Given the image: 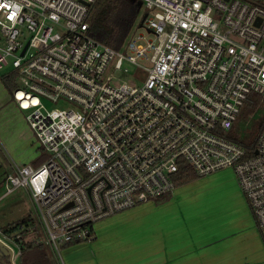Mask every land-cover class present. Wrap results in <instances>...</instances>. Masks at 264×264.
<instances>
[{"label": "built area", "instance_id": "1", "mask_svg": "<svg viewBox=\"0 0 264 264\" xmlns=\"http://www.w3.org/2000/svg\"><path fill=\"white\" fill-rule=\"evenodd\" d=\"M95 1L0 0V70L47 155L12 163L6 188L27 190L39 241L59 263L95 222L173 194L182 166L233 168L264 240V130L252 156L231 138L249 97L264 101V0H136L154 39L121 49L91 35ZM126 63L133 80L113 85Z\"/></svg>", "mask_w": 264, "mask_h": 264}, {"label": "rangeland", "instance_id": "2", "mask_svg": "<svg viewBox=\"0 0 264 264\" xmlns=\"http://www.w3.org/2000/svg\"><path fill=\"white\" fill-rule=\"evenodd\" d=\"M148 13L142 7L136 23L131 30L130 37L144 35L141 40L154 39V35L148 34L147 26H141L145 14ZM0 36H2L0 32ZM29 34L25 32L27 39ZM1 38V37H0ZM144 64L146 62L142 61ZM124 67L129 68L128 73L114 71L108 75L112 76L111 83L120 85L125 81L131 82L137 67L126 63ZM8 70H0V235L8 233L14 235L22 229L15 228L18 224L28 220L35 228L39 227L38 218L34 212L30 197L25 188L19 187L7 193L6 177L12 174V163L19 165H36L46 160V153L40 142L30 128L27 115L28 111L18 108L12 99L11 92L6 88L1 76ZM50 109L59 108L61 105L47 104ZM264 116V101L258 105L254 117L251 120L240 121L238 134L247 138L254 130V123ZM174 197H166L164 201H151V204L168 203L176 201L170 209L164 208V215L172 213L180 220L189 218L203 222L202 230L211 231L213 240L217 243L211 244L201 251L199 245H187L178 248L179 256L187 262H203L204 264H215L216 261L228 264L262 263L264 264V240L255 235L250 229L249 217L252 220V211L248 201L243 194L236 173L233 168H223L205 176H198L192 181L175 188ZM241 196L248 206L246 210L241 201ZM246 210V211H245ZM252 215H251V213ZM152 213L148 210L144 216ZM152 214H157L153 212ZM161 214V213H160ZM159 217V214H157ZM254 217V215H253ZM128 217H108L95 222L92 225L94 236L88 240L73 243L62 249L61 257L56 264H149L155 255L147 252L144 246L147 242L146 235L141 234L138 223L127 220ZM200 222V223H201ZM25 227V226H24ZM39 233V234H40ZM218 236H215L217 235ZM200 235V233H199ZM12 245L16 255L15 261L20 264L18 248L7 238ZM200 238L195 241H199ZM212 241V240H211ZM143 246V247H142ZM190 252V253H189ZM206 252L205 254H203ZM53 257V256H52ZM54 259V258H53Z\"/></svg>", "mask_w": 264, "mask_h": 264}, {"label": "trees", "instance_id": "3", "mask_svg": "<svg viewBox=\"0 0 264 264\" xmlns=\"http://www.w3.org/2000/svg\"><path fill=\"white\" fill-rule=\"evenodd\" d=\"M139 13V6L132 0H96L91 5L88 16L90 33L105 45L113 49H121L135 25ZM1 79L10 92L16 87L15 75H4L1 76ZM260 102L261 98L257 94H252L249 97L239 116L238 123L235 125V130L239 129L238 124L240 121L247 120L256 112ZM253 126L254 130L247 138L231 137L247 148L248 156L253 155L254 145L264 130V116L257 120ZM196 177L198 175L188 166H182L176 177V187L186 184ZM168 196H162L156 201H164ZM27 221L24 220L15 227L19 228L21 225L22 230L20 232L14 235L6 233L20 250V264H56L48 246L39 241L41 237L40 230L35 228V223L29 225ZM92 234L94 236L93 232ZM0 264H11L10 256L0 255Z\"/></svg>", "mask_w": 264, "mask_h": 264}, {"label": "crops", "instance_id": "4", "mask_svg": "<svg viewBox=\"0 0 264 264\" xmlns=\"http://www.w3.org/2000/svg\"><path fill=\"white\" fill-rule=\"evenodd\" d=\"M16 104V103H15ZM41 163L39 161H36V165L38 166ZM25 165V164H24ZM31 165V164H30ZM176 193L171 194L170 197H174ZM241 201L244 204L246 210L247 205L246 202L243 200L241 196ZM176 201H169L168 203H163L161 205L157 204H151L150 202L141 204L139 206H136L133 209L115 214L111 216V218L115 217H122L126 218L127 220H131L133 223H138L139 225L135 228L139 229V232L141 234L146 235L147 242L145 243L146 250L152 255H155V259H152L149 264H204L201 262H187L183 259H180L178 255L181 254V252L178 250V248H185L187 245H199L198 248H201V251H204L206 247H208L211 244L217 243L218 239L213 240L212 233L217 232H211L202 230L203 222L193 219H183L180 220L178 216L172 215V213H168L167 215H164V208L170 209L173 204ZM170 207V208H169ZM148 210H151L152 213L156 212L159 214V217L157 214H147L152 216H144ZM245 210V211H246ZM161 213V214H160ZM251 213V212H250ZM252 215V213H251ZM252 222L249 217V225L251 226L250 229L254 231L255 235L257 237H261V234L259 232V229L256 225L255 218L252 215ZM201 222V223H200ZM94 233V231H93ZM200 233V235H199ZM215 236H218L215 235ZM200 238V240L197 242L196 239ZM262 239V238H261ZM212 240V241H211ZM76 243V242H75ZM196 246V245H195ZM143 247V246H142ZM190 253V252H189ZM204 252L203 254H205ZM55 261V260H54ZM211 264V263H210ZM215 264H228L227 262H220L218 263L216 261ZM241 264H247V263H241ZM249 264H262V263H249Z\"/></svg>", "mask_w": 264, "mask_h": 264}, {"label": "water", "instance_id": "5", "mask_svg": "<svg viewBox=\"0 0 264 264\" xmlns=\"http://www.w3.org/2000/svg\"><path fill=\"white\" fill-rule=\"evenodd\" d=\"M132 1L136 2V0H132ZM136 3L139 6V8L142 6L141 2H136ZM145 17H146V15H145ZM2 254L6 255V256H10V259L12 262V258H13V254H14L13 249L0 240V255H2Z\"/></svg>", "mask_w": 264, "mask_h": 264}, {"label": "flooded vegetation", "instance_id": "6", "mask_svg": "<svg viewBox=\"0 0 264 264\" xmlns=\"http://www.w3.org/2000/svg\"><path fill=\"white\" fill-rule=\"evenodd\" d=\"M136 3V2H135ZM137 4V3H136Z\"/></svg>", "mask_w": 264, "mask_h": 264}]
</instances>
